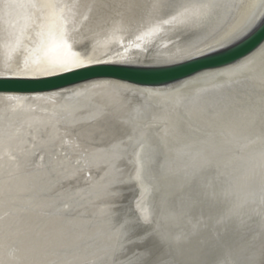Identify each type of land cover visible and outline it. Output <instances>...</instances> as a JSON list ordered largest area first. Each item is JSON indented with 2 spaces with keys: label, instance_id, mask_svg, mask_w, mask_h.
Wrapping results in <instances>:
<instances>
[{
  "label": "snow or ice",
  "instance_id": "6c2138e0",
  "mask_svg": "<svg viewBox=\"0 0 264 264\" xmlns=\"http://www.w3.org/2000/svg\"><path fill=\"white\" fill-rule=\"evenodd\" d=\"M4 6L35 9L33 23L39 22L43 49L77 46L87 55V43L98 36L117 38L145 30L137 36L140 40L167 31L176 35L170 41L175 52L158 62H197L215 52L206 58L223 65L160 87L97 82L34 97L75 99L70 110L54 113V121L41 118L38 123L64 126L48 149L44 176L60 177L74 163L66 179L85 187L56 195L65 211L69 204L62 200L79 197L75 210L80 230H30L25 234L26 255L14 264H264V43H253L255 31L264 32V0H40L28 5L9 0ZM85 8L86 14L81 11ZM249 49L248 55L235 59ZM101 62L107 61L53 59L35 74L71 72ZM28 68L25 61L20 72ZM97 97L103 102L90 111ZM33 111L25 114L29 121ZM257 123L260 162L252 179L258 200L251 201L257 207L248 209L218 192L210 177L224 154ZM4 135L0 129V147ZM217 136L218 143L210 142ZM182 140L189 141L186 158L172 168L166 163L168 145ZM4 155L19 170L20 162L8 152L0 154V168ZM32 155H38L39 163L25 161V167L43 168L45 155ZM60 183L49 180L48 191ZM253 215L258 220L246 224L243 218L251 221ZM177 224L184 225L179 234ZM0 264L13 262L0 258Z\"/></svg>",
  "mask_w": 264,
  "mask_h": 264
},
{
  "label": "bare ground",
  "instance_id": "6f19581e",
  "mask_svg": "<svg viewBox=\"0 0 264 264\" xmlns=\"http://www.w3.org/2000/svg\"><path fill=\"white\" fill-rule=\"evenodd\" d=\"M7 2L9 0H0V77H43L45 75L35 74V70L46 66L48 60L72 57H79L85 61L91 58L107 61L101 63L141 68L165 67L175 64L158 62L172 57L175 52L170 41H175L176 35L167 31L152 36H143L140 40L137 36H142L145 30L135 32V34H117V38L98 36L87 43V55L84 54L82 47L77 46L64 49L52 45L48 49H43L40 43L41 38L38 35L39 22L33 23L35 9L29 7L8 9L4 6ZM11 2L28 5L39 3L40 0H11ZM80 2L90 3L91 0H80ZM81 11L87 13L86 8ZM17 41H19L18 44ZM69 44H71L70 40ZM137 44L140 46L136 47ZM224 50L226 49H218L219 52ZM214 53H206V55ZM25 61L28 62L29 68L20 72L24 69ZM6 66L11 71L7 70ZM43 102L38 101L22 106L21 103H10L5 99H0V129H3L5 133L0 154L8 152L21 164L17 170L15 163L4 155L3 167L0 168V216L8 213L0 220V258L11 261L13 264L16 260L25 257L29 247L25 234L30 230L32 232H48L53 228H63L68 232L80 230L79 213L75 210V199L79 197L63 199V203L69 204V209L65 211L60 202L62 198L56 195L64 189L74 190L77 186L85 187L82 182L78 184L77 181H71L69 183L66 179L71 175L74 163H69L67 171L60 177L44 176L49 164L48 149L57 133L65 130L64 126L57 128L51 124L38 123L41 118L54 121V113L70 110L75 104V99L67 101L57 99L50 105ZM102 102L101 98L97 97L93 101L96 107L90 108V111H97ZM29 109H34L31 113V121L25 116ZM30 123L31 126H29ZM154 131H159V129H154ZM194 136L201 140L209 139L201 133H194ZM260 139L261 129L257 123L249 129L246 137L241 139L238 145L224 154L215 173L210 177L215 182L218 192H224L228 199H235L236 203L248 209L257 207L251 203L254 199L258 200L257 186L252 178L259 171ZM219 140L220 137L217 136L214 141L210 142L218 143ZM188 143L189 141L184 140L169 143L166 160L169 166L175 168L186 158ZM33 152H41L45 155L43 168L25 167V161L39 163L38 155L33 156ZM71 159L74 161V157ZM162 162H164L163 158ZM217 176L219 181L215 180ZM35 177H42V179L37 181ZM49 180L52 184H55L57 180L61 183L49 192L48 189L52 187ZM81 195L87 199V192ZM53 200H57V203L53 204ZM57 209L61 210L57 211ZM243 219L246 224H249L255 223L258 217L253 215L251 221L247 217ZM67 221H73V223ZM183 227V224H177V234Z\"/></svg>",
  "mask_w": 264,
  "mask_h": 264
},
{
  "label": "water",
  "instance_id": "95a60500",
  "mask_svg": "<svg viewBox=\"0 0 264 264\" xmlns=\"http://www.w3.org/2000/svg\"><path fill=\"white\" fill-rule=\"evenodd\" d=\"M253 43L259 41L264 43V32L257 29L254 33ZM259 43L256 45L259 46ZM253 49L241 50V55L235 59L248 55ZM227 50L221 51L225 53ZM217 53L197 58V62L183 61L170 66L141 68L121 64L95 63L86 67L76 68L71 72L56 73L36 78L0 77V99L10 103H37L44 101L47 105L53 103L52 99L36 100L37 96L48 97L51 93L59 92L61 89H79L83 86L97 82H108L114 85H125L129 88L160 87L164 84H173L179 80L188 79L199 72L207 71L223 65L212 63L206 57H215ZM228 63L234 60H228ZM169 70V71H162ZM7 97H19L20 100L6 99ZM56 101V100H55Z\"/></svg>",
  "mask_w": 264,
  "mask_h": 264
}]
</instances>
